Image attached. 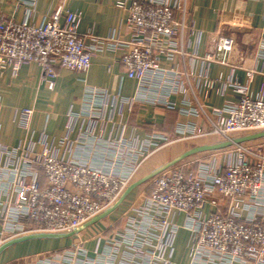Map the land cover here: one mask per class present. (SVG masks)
<instances>
[{
	"label": "built area",
	"instance_id": "2783aa9c",
	"mask_svg": "<svg viewBox=\"0 0 264 264\" xmlns=\"http://www.w3.org/2000/svg\"><path fill=\"white\" fill-rule=\"evenodd\" d=\"M117 5L127 12L128 40L102 38L92 32L81 34V14L67 12L62 24L61 8L41 26L19 23L0 14V74L7 68L17 74L23 65L36 63L53 89L57 69L84 74L94 56L111 51L119 55L129 78L147 89L154 83L169 93H183L184 114L201 117L209 124L208 130L187 124L179 131L182 137L218 135L224 141H233L241 135L264 131V86L256 96L251 94L253 70L247 71L246 83L239 79L228 83L236 100L222 108L206 109L187 97L193 93L191 80L198 76L175 66L177 59L185 55L189 28L186 0H130ZM237 47L235 34L223 30L211 38L206 59L244 68ZM259 48L264 53V40ZM162 56L171 68L161 66ZM198 79L208 93L220 83L207 76ZM85 96L84 114L99 118L107 107V92L89 88ZM155 102L175 108L162 95L157 94ZM33 114L31 108L18 110V126L28 131ZM166 142L165 136L155 135L145 149H158ZM233 146L238 153L226 157L223 163H201L194 171L178 167L159 174L142 204L133 207L122 216L120 225L113 227V236L100 253L106 256L102 257L103 263L181 264L174 261L175 241L185 230L189 234L188 264H264V151L245 148L243 143ZM118 147L109 144L121 156ZM145 151L134 153L144 156ZM0 157L5 161L0 165V236L11 239L32 233L76 232L114 206L132 181V173L122 176L107 172L75 156L60 159L47 148L36 151L31 143L1 147ZM22 220L31 221L33 228L26 229ZM96 224L85 229L91 233L84 237L76 233L82 243L105 237L107 230Z\"/></svg>",
	"mask_w": 264,
	"mask_h": 264
},
{
	"label": "crops",
	"instance_id": "0c3cea01",
	"mask_svg": "<svg viewBox=\"0 0 264 264\" xmlns=\"http://www.w3.org/2000/svg\"><path fill=\"white\" fill-rule=\"evenodd\" d=\"M129 1L0 0V14L19 23L41 26L61 8L62 24L67 12L81 14V34L92 32L102 38L114 36L128 40L127 12L117 4ZM186 4L189 28L185 37V55L177 59L175 66L180 71H192L198 76L191 80L193 93L187 97L196 99L206 109L222 108L227 102L236 100L228 83L236 79L246 83L248 70L255 72L249 84L250 92L253 96L259 94L264 86V53L259 48L264 40V0H186ZM223 30L237 37V50L243 55L244 68L206 59L211 38ZM161 66L171 68L172 64L162 56ZM57 71L53 89L42 78L41 68L36 63L23 65L17 74L11 68L0 74V148L10 149L31 143L36 151L44 147L60 159L75 156L107 172L113 171L122 176L132 173L133 179L137 169L153 155L167 146L188 143L193 139L182 137L179 132L181 127L195 124L209 129L203 118L184 114L186 97L183 93H169V90L154 83L150 89L143 87L138 80L126 75L115 52L105 51L94 56L89 71L84 74L62 68ZM199 76L220 80V83L208 93ZM89 88L105 90L108 94L105 98L107 107L99 118H89L84 114L85 95ZM157 94L158 97L165 96L175 108L168 109L157 104ZM127 99L130 102L126 104ZM22 108L34 110L28 131L17 124V112ZM72 113L77 116L71 118ZM155 135L165 136L168 142L158 149L151 147L147 151L145 146ZM110 143L119 146L121 156L109 148ZM140 150H146L144 156L136 154ZM226 157L224 155L218 162L223 163ZM3 164L4 158L0 157V165ZM164 164L166 162H154L155 169ZM148 187L145 194L138 190L139 186L136 187L115 211L97 222L99 228L107 230L103 239L91 238L82 243L75 234L67 238L27 240L1 252L0 264H86V260L87 264H104L102 257L106 256L100 253L105 250L106 240L113 236V227L120 225L122 216L133 207L142 204L150 191ZM21 224L26 229L32 228L22 221ZM2 230L0 221V234ZM89 233L91 231H82L80 235L84 237ZM182 237L185 253L180 255L178 242ZM188 238V232H179L175 241L176 263H189L186 250ZM80 251L86 252V255L80 254Z\"/></svg>",
	"mask_w": 264,
	"mask_h": 264
},
{
	"label": "rangeland",
	"instance_id": "374dc122",
	"mask_svg": "<svg viewBox=\"0 0 264 264\" xmlns=\"http://www.w3.org/2000/svg\"><path fill=\"white\" fill-rule=\"evenodd\" d=\"M233 136L236 137V135H233ZM236 138H238V137H236ZM223 141H224V139L221 136H218V135L206 136L205 135V136H194L192 140L188 141V143L183 144L180 142V143L175 144V145L167 146L163 150H161L159 153H156L155 155H153V157H151L147 161H145V163L137 169V173L133 177L131 184L133 183V181L139 180L143 176H146L147 174L156 170L157 168L155 169L154 162L159 161V163H163V162L167 163V161H170L171 159H173L174 157H176L180 153H183V152H185V151H187V150H189L195 146L215 144V143H219V142H223ZM243 146H245V148H251L257 152H262V151H264V138L256 139V140L249 141V142H244ZM236 153H238V150L233 145H231L227 148H224V149H220V150L200 152V153L194 154L190 157H187L186 159H184L181 162L177 163L176 165L172 166L168 170H170L172 168L182 167L185 170L194 171V170H197L199 164H201V163L214 164V163L218 162L220 160V158L223 157L224 155L228 157V156H232ZM158 159H160V160H158ZM156 177H154V178L146 181L144 184L140 185L138 190H141L142 193L145 194L147 192L148 186H149L148 190L151 189L150 187L152 185V182L154 181V179ZM9 240H11V238L2 237V239H0V246ZM183 244H184V237H182L180 239V241L178 242V253L180 255H183L185 253V251H184L185 245H183Z\"/></svg>",
	"mask_w": 264,
	"mask_h": 264
},
{
	"label": "water",
	"instance_id": "95a60500",
	"mask_svg": "<svg viewBox=\"0 0 264 264\" xmlns=\"http://www.w3.org/2000/svg\"><path fill=\"white\" fill-rule=\"evenodd\" d=\"M260 138H264V131L263 132H259V133H255V134L241 136V137H238V138L234 139L233 141H223V142H219V143H215V144L195 146V147L185 151L180 156L170 160L169 162H167L163 166L157 168L153 172H151V173L147 174L146 176L140 178L136 182H133L126 189V191L122 194L121 198L116 202V204L114 206H112L110 209H108L107 211H105L101 215L93 218L91 221H89L85 225H83L80 228H78L76 232H72V233H68V234H48V233L26 234V235L21 236L19 238L11 239V240L5 242L4 244H2L0 246V253L3 252L6 248H8V247H10V246H12L14 244H17V243H20V242H24V241H27V240L46 239V238L58 239V238H67V237L74 236L76 233H80V232L84 231L86 228L90 227L92 224H95L96 222L100 221L101 219L105 218L106 216L111 214L113 211H115L122 204V202L127 198V196L136 187H138L141 184L145 183L146 181L158 176L159 174H161L165 170L171 168L172 166L176 165L177 163L181 162L182 160L186 159L187 157H190V156H192L194 154H197V153H200V152L224 149V148H227V147H229V146H231L233 144H240V143L249 142V141H253V140H256V139H260Z\"/></svg>",
	"mask_w": 264,
	"mask_h": 264
},
{
	"label": "trees",
	"instance_id": "16d2710c",
	"mask_svg": "<svg viewBox=\"0 0 264 264\" xmlns=\"http://www.w3.org/2000/svg\"><path fill=\"white\" fill-rule=\"evenodd\" d=\"M22 222H24L27 226L33 228V223L31 221H29V220H22ZM32 228H30V229H32Z\"/></svg>",
	"mask_w": 264,
	"mask_h": 264
}]
</instances>
